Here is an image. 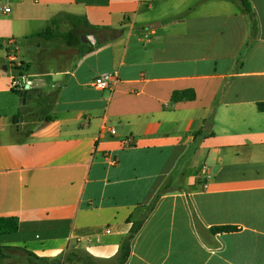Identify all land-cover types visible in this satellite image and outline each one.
I'll return each instance as SVG.
<instances>
[{"label":"crops","instance_id":"obj_1","mask_svg":"<svg viewBox=\"0 0 264 264\" xmlns=\"http://www.w3.org/2000/svg\"><path fill=\"white\" fill-rule=\"evenodd\" d=\"M249 3L0 0V218L19 222L0 264H118L158 194L125 264H264V0ZM62 13L98 28L66 61L27 40ZM28 83L58 87L46 116L20 101Z\"/></svg>","mask_w":264,"mask_h":264},{"label":"trees","instance_id":"obj_2","mask_svg":"<svg viewBox=\"0 0 264 264\" xmlns=\"http://www.w3.org/2000/svg\"><path fill=\"white\" fill-rule=\"evenodd\" d=\"M241 3L245 9V12L248 16H252V7L249 3V0H241ZM62 22H70L72 25V29L68 32H62L60 31V25ZM89 28L93 31L98 30L96 27H92L89 25L87 19L85 17H79L69 14H59L56 17L52 18L48 24V26L41 32H37L32 34L31 36L27 37L28 41H38L41 39L45 40H55L60 39L67 47H77V46H85V44L82 42L81 36L87 37L86 33L81 30V28ZM111 33V39H115L121 36L122 30L121 29H107ZM89 52V51H88ZM16 68V67H14ZM21 70V69H20ZM25 89L21 91L23 94ZM35 91L33 89L27 90V101L32 100L33 94ZM56 97V94L54 95V99ZM173 100L180 101L184 99H191L194 98V93L192 91H183V92H175L173 94ZM53 99V100H54ZM259 110L264 111V104H259ZM51 117H48L47 120H50ZM211 134H204L205 137H208ZM203 136V131H199L195 134V138L198 139ZM170 187V182H167L164 184L163 190H167ZM159 199V194L155 197L154 201L150 206L148 207V210L146 212V215L142 217L141 219L134 221L132 223V227L130 229V232L128 236H126L122 242L121 245V253H120V261L118 264H125L126 261L129 258L130 255V246L135 238V236L138 234L140 229L142 228V225L144 224L146 218L150 214V212L153 210L157 200ZM19 230V222L16 218H0V235L4 234H15ZM234 230L233 227H216L212 229V232H227ZM9 248L0 246V262L7 258ZM27 256H34L30 253H26ZM38 258V257H36ZM41 260V259H38ZM43 260V259H42ZM46 264L49 262L48 260H43ZM53 264H75V263H82V264H96L93 259L89 256H81L77 253H70L67 254L65 257L57 258L53 261H51Z\"/></svg>","mask_w":264,"mask_h":264},{"label":"rangeland","instance_id":"obj_3","mask_svg":"<svg viewBox=\"0 0 264 264\" xmlns=\"http://www.w3.org/2000/svg\"><path fill=\"white\" fill-rule=\"evenodd\" d=\"M231 7L233 9L235 8L233 5H231ZM71 29H72V25L70 22H62L60 25V31H62V32H68ZM88 40H90V39H88ZM47 41L48 40H45V39H41L39 41V43H41L42 45H45V48L43 49V51H44L43 55L44 56L46 54L50 53V55H52V56L54 54V56L56 57L57 60L66 61V59H70V58L74 59V57H76V54L78 53V52H76L77 51L76 49H79L78 48L79 46H77L76 48L67 47L60 39H55L54 42H52V43L51 42L49 43ZM33 42H35V41H31V43H33ZM49 45H51V46L49 47ZM33 48H34V46H33ZM48 48H50V49H48ZM22 56H26L25 53H23ZM13 67H16L13 69H14V72L16 73V75L18 76L19 79H21L22 75L26 74L25 73L26 71L24 70L25 67H22V66L18 65L17 63H15ZM28 86L30 87L29 83H28ZM57 88L58 87H54L53 89L50 90V92H45L39 88L37 90H35L36 92H34V94H33L31 103L29 102V104H27V107H26L28 109V111H30V113H32L31 115H33L34 119L37 116H41V115L46 116L44 114V110L49 105V102H51L52 95L58 90ZM47 97L49 99H47ZM21 118H22V116H20V119ZM81 256L85 257L83 254H81Z\"/></svg>","mask_w":264,"mask_h":264},{"label":"built area","instance_id":"obj_4","mask_svg":"<svg viewBox=\"0 0 264 264\" xmlns=\"http://www.w3.org/2000/svg\"><path fill=\"white\" fill-rule=\"evenodd\" d=\"M10 9H6V12H9ZM118 81V75L117 73H113V74H103V75H100L99 77H97L93 83V86L96 88V89H99V90H114V87H115V84L117 83ZM18 86V83L17 82H14V87H17ZM28 87L26 88H23L22 90H26ZM111 133L112 134H115V130H111ZM133 142V140L129 139L127 140V143L128 144H131ZM206 172V167H203V171L202 173H205Z\"/></svg>","mask_w":264,"mask_h":264},{"label":"water","instance_id":"obj_5","mask_svg":"<svg viewBox=\"0 0 264 264\" xmlns=\"http://www.w3.org/2000/svg\"><path fill=\"white\" fill-rule=\"evenodd\" d=\"M151 28H153V25L151 26ZM81 38H82V42H83V43H85V44L89 43L88 38H86L85 36H82ZM28 89H29V88H27V89L24 91V93L20 95V98H21L20 101H22L24 104L26 103V96H27V90H28ZM21 119H22V118H21Z\"/></svg>","mask_w":264,"mask_h":264}]
</instances>
